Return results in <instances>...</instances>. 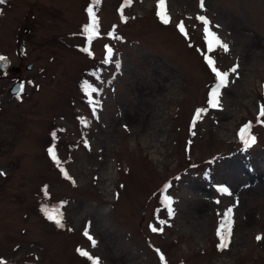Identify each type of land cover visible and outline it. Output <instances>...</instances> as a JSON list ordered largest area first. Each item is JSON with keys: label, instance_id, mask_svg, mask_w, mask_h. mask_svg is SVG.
<instances>
[{"label": "rangeland", "instance_id": "374dc122", "mask_svg": "<svg viewBox=\"0 0 264 264\" xmlns=\"http://www.w3.org/2000/svg\"><path fill=\"white\" fill-rule=\"evenodd\" d=\"M90 1L0 4V56L11 60L0 71V264H91L77 249L102 264H264V0H204L203 9L166 0L168 24L158 0H101V35L89 44L81 30ZM200 15L229 45L211 53L217 67L239 65L216 109ZM18 80L23 91L13 94ZM87 82L98 91L82 90ZM248 123L256 142L246 148L239 131Z\"/></svg>", "mask_w": 264, "mask_h": 264}, {"label": "snow or ice", "instance_id": "6c2138e0", "mask_svg": "<svg viewBox=\"0 0 264 264\" xmlns=\"http://www.w3.org/2000/svg\"><path fill=\"white\" fill-rule=\"evenodd\" d=\"M3 3H5V0H0V4H3ZM94 3L98 5L99 0H94ZM126 3L130 4L131 0H126ZM204 6H205L204 0H200L201 9H203ZM87 11H88V14L90 17V23H88L84 27L83 32L86 35L87 42L89 44H91V42L94 39H96L99 35V27H98L99 22H98V18L96 16V14L93 10V7H89L87 9ZM157 16L162 21V23H164V24L170 23L171 18L167 12L166 0H158ZM196 19L199 20L203 25L204 41L206 44V51L203 54L205 63L208 65L211 72L214 74V76L216 78V83L211 88L210 93H209L208 106H209V108L216 109V108L221 107V101H220L221 90L228 86L230 73H237V69H238L239 65L233 66L228 71H221L217 67L216 60L213 58L211 53L215 52L217 49H222L224 52H228L229 51V45L227 43H225L215 31L212 30V28L210 26L211 21L206 16L200 15V16H197ZM177 27H178V30L183 35H185V37H187L188 33H187V30L185 28L184 23L181 22L180 24L177 25ZM216 27L218 28L219 25H216ZM110 35H114V34H110ZM83 51L89 52V54H91L89 48H85V49H83ZM106 52H107V55L105 57L104 62L108 63L112 59L113 50H112V48L107 47ZM5 59H6L5 57L0 56V61H3ZM118 66L119 65H117V67ZM20 91L21 92L23 91V85H21ZM85 91L88 92L89 94H91L93 92H97L98 89L86 87ZM206 111H207V109H204V108L197 109V111L195 113V117H194V122H195V120L201 119L203 114ZM259 117H264V105H261V107H260ZM259 117H258V122L264 123V121L259 120ZM251 127H252L251 123H248V124H245L239 131V137H240L241 141L243 142V144L245 145L246 148L250 147L251 145L255 144V142H256L255 136L251 135V132H250ZM53 135H55V134H53ZM85 143L87 144L86 141H85ZM48 151H49V155L51 156L52 160L55 161L56 164L61 167L62 173L67 177L68 173L64 171V169L62 167V163L58 159L55 149L49 148ZM4 175H6V174L4 172L0 171V176H4ZM168 187H169V185H165L161 191V196H162L161 204L167 209L168 215L171 217L174 215V210L172 208L171 197L169 195H166ZM218 191H220L221 193L229 194V195L231 194V193H229L228 189L224 188V187H220L218 189ZM217 203H219V201H217ZM42 210L44 211L45 215L47 216V218L49 220L54 221L57 224V226L63 227L62 214L59 213L58 210L49 211L47 207L43 208ZM232 214H233V209L231 207H229L225 211V213L223 215V219H222L220 226L217 230V235L220 239V244L218 245V248L221 250L226 249L230 243V238H231V234H232V225H233ZM160 223L163 224V223H165V221H161ZM151 230L153 232H156L158 230L162 231L163 229L162 228L158 229L157 227H151ZM84 235L88 237V239L92 242L93 247H95L96 241L91 235H89L87 230L85 231ZM256 239H257V241H260L262 239V237L257 236ZM77 251H78L80 256L86 257L89 261H91V264H102V262L100 261V259L98 257H93L92 255L89 254V252H87L83 249H77ZM160 259L162 261L164 260L163 255L160 256Z\"/></svg>", "mask_w": 264, "mask_h": 264}, {"label": "trees", "instance_id": "16d2710c", "mask_svg": "<svg viewBox=\"0 0 264 264\" xmlns=\"http://www.w3.org/2000/svg\"><path fill=\"white\" fill-rule=\"evenodd\" d=\"M100 6H101V0H99V4L97 5V4H95L94 3V0H91L90 1V5L88 6V8L89 7H93V10H94V12H95V14H96V16H97V18H98V27H99V35H98V37L101 35V33H100V30H101V26H100V16H99V8H100ZM87 8V9H88ZM88 23H90V19H89V21H87V23H84L83 25H82V30H81V35H83L85 38H86V35L84 34V32H83V29H84V27L88 24ZM111 34H113V31H112V33ZM113 36V35H112ZM91 52V54H89V55H92V51H90ZM89 53V52H88ZM91 73V75L92 76H94L93 77V79L95 78V77H100L99 76V74L100 73H98V72H95V71H91L90 72ZM82 86V90H85V88L87 87V88H93V86H91L88 82L85 84H82L81 85Z\"/></svg>", "mask_w": 264, "mask_h": 264}, {"label": "water", "instance_id": "95a60500", "mask_svg": "<svg viewBox=\"0 0 264 264\" xmlns=\"http://www.w3.org/2000/svg\"><path fill=\"white\" fill-rule=\"evenodd\" d=\"M27 31H28V29H25V32H27ZM24 43H25V41H23L22 44L20 45L21 51H24L25 50ZM5 58H6L5 60L0 61V71L1 72H6L9 69V67L11 66V60L8 57H5ZM29 67H32V65H29ZM21 85H22V81L21 80H18L15 83V85L10 89V91L13 94L19 93L20 92Z\"/></svg>", "mask_w": 264, "mask_h": 264}, {"label": "bare ground", "instance_id": "6f19581e", "mask_svg": "<svg viewBox=\"0 0 264 264\" xmlns=\"http://www.w3.org/2000/svg\"><path fill=\"white\" fill-rule=\"evenodd\" d=\"M243 177H246V176H249V174H244V175H242Z\"/></svg>", "mask_w": 264, "mask_h": 264}]
</instances>
